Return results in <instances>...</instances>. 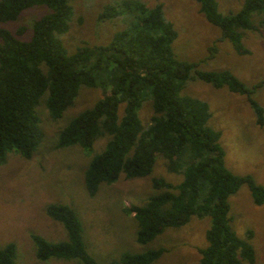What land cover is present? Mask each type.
Listing matches in <instances>:
<instances>
[{
	"label": "trees",
	"instance_id": "obj_1",
	"mask_svg": "<svg viewBox=\"0 0 264 264\" xmlns=\"http://www.w3.org/2000/svg\"><path fill=\"white\" fill-rule=\"evenodd\" d=\"M69 1L0 0V23L16 20L24 9L34 5H45L47 9L33 19L27 39L20 38L26 30L23 25L14 31L0 27V162L12 149L25 158L36 150L42 135L34 108L41 96L46 95V107L57 118L74 103L82 86L99 87L101 97L70 119L60 130L56 144H78L89 149L95 140L107 137L104 148L92 157L85 170L88 194L93 195L100 183L114 182L120 173L129 178L149 174L160 154L168 170L181 172L183 177L176 184L153 178L152 186L158 192L144 204L129 207L138 225L137 241L147 243L165 228L187 223L192 215H208L207 245L200 249L197 264L253 263L250 231L248 238L243 239L228 225V197L245 182L253 202L262 204L264 186L227 169L217 142L219 131L207 124V103L181 94L193 64L175 58L171 44L177 32L163 17L161 4L149 9L136 4L141 12L139 18L129 27L115 31L106 44L81 42L69 52L60 38L69 28ZM195 1L205 18L219 27L222 37L238 53L247 52L241 42V30L255 29L249 15L257 12L261 16L259 24L264 26V0H244L240 10L228 14L219 11L217 0ZM117 14L115 7L108 4L98 19ZM195 74L215 87L226 85L233 92L251 93L229 71ZM147 88L152 98V115L143 126L138 110ZM250 103L256 123L262 125V108L253 99ZM45 211L62 223L67 240L50 242L32 234L37 259L77 258L82 264H98L85 250L81 222L73 209L66 204L49 203ZM163 251L159 247L139 253L124 252L110 264H148ZM14 259L13 243L0 247V264H16Z\"/></svg>",
	"mask_w": 264,
	"mask_h": 264
},
{
	"label": "rangeland",
	"instance_id": "obj_2",
	"mask_svg": "<svg viewBox=\"0 0 264 264\" xmlns=\"http://www.w3.org/2000/svg\"><path fill=\"white\" fill-rule=\"evenodd\" d=\"M217 2L224 14L235 13L244 5V0ZM69 3L72 7L69 28L60 35L69 52L81 42L106 44L115 31L129 27L139 18L141 12L136 4L149 9L160 3L163 17L177 32L171 44L175 58L193 64L181 94L207 103L210 112L207 124L219 131L217 142L227 169L264 186V123H256L257 116L250 103L253 99L262 108L264 118V26L259 24L261 16L257 12L249 15L255 29L241 30V42L247 49L241 54L222 37L219 27L205 18L195 0H70ZM108 4L115 7L117 16L99 20L98 14ZM46 11L45 5L28 7L16 20L2 22L0 27L14 31L23 25L26 30L20 38L27 39L33 19ZM225 70L243 82L251 93L233 92L226 85L215 87L195 74ZM99 97V87L82 86L74 103L57 118L46 107V95L39 98L34 112L42 136L36 150L30 158H25L12 149L0 162V247L14 244L16 264H82L77 258L39 260L35 255L32 234L50 242L67 240L62 223L45 211L49 203H61L76 213L85 250L98 264H110L124 252L139 253L159 247L164 248L163 253L148 264H197L200 249L207 245L208 215H192L187 223L167 227L147 243L136 239L138 225L129 207L144 204L150 195L158 192L152 186L153 178L176 184L183 177L181 172L168 170L162 155L156 156L149 174L129 178L120 173L114 182L100 183L96 192L89 195L84 184L85 170L92 157L102 151L107 137L98 138L89 149L78 144L56 146L60 130ZM151 115L152 98L147 88L138 110L143 126L149 123ZM228 202V225L243 239L248 238V231L251 233L248 241L253 246L255 260L244 264H264V202H253L245 182L229 195Z\"/></svg>",
	"mask_w": 264,
	"mask_h": 264
}]
</instances>
